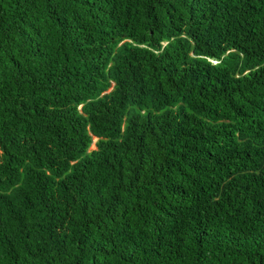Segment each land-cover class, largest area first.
Masks as SVG:
<instances>
[{"label":"trees","instance_id":"trees-1","mask_svg":"<svg viewBox=\"0 0 264 264\" xmlns=\"http://www.w3.org/2000/svg\"><path fill=\"white\" fill-rule=\"evenodd\" d=\"M0 264H264V0H0Z\"/></svg>","mask_w":264,"mask_h":264},{"label":"rangeland","instance_id":"rangeland-1","mask_svg":"<svg viewBox=\"0 0 264 264\" xmlns=\"http://www.w3.org/2000/svg\"><path fill=\"white\" fill-rule=\"evenodd\" d=\"M96 142V140L95 139H93V144H92V146L90 147V150H94L95 149V146H94V143Z\"/></svg>","mask_w":264,"mask_h":264},{"label":"water","instance_id":"water-1","mask_svg":"<svg viewBox=\"0 0 264 264\" xmlns=\"http://www.w3.org/2000/svg\"><path fill=\"white\" fill-rule=\"evenodd\" d=\"M96 140V139H95Z\"/></svg>","mask_w":264,"mask_h":264}]
</instances>
